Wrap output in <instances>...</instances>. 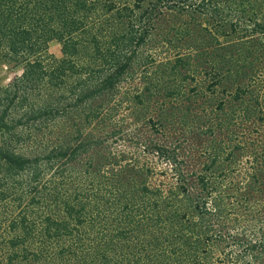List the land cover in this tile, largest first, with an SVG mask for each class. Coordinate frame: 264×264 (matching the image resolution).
I'll list each match as a JSON object with an SVG mask.
<instances>
[{"label": "trees", "instance_id": "obj_1", "mask_svg": "<svg viewBox=\"0 0 264 264\" xmlns=\"http://www.w3.org/2000/svg\"><path fill=\"white\" fill-rule=\"evenodd\" d=\"M0 58V264L264 262V0H0Z\"/></svg>", "mask_w": 264, "mask_h": 264}, {"label": "rangeland", "instance_id": "obj_2", "mask_svg": "<svg viewBox=\"0 0 264 264\" xmlns=\"http://www.w3.org/2000/svg\"><path fill=\"white\" fill-rule=\"evenodd\" d=\"M49 52L56 59L62 58V48L57 43H52L50 45ZM22 73L23 72L21 69L19 68L14 69L12 65H9L7 62H5L3 59L0 58V86L7 87L13 81V79H15L18 76H21ZM259 95L258 96L263 100L264 98V79H263V87L261 86ZM154 113H158V111L156 110V112ZM166 128L168 129L165 130L164 135L169 137V141L171 143H173L172 141L176 142L177 144L181 145L182 149H184L185 151L192 150V139L189 135L192 136L193 132H190L188 130L184 131L182 127H178V126L170 127L168 124ZM141 135H144L145 139H149V138L154 139V136H152V133L149 130H145L144 132L141 133ZM204 141H205V137H203L202 140L199 141L198 143L196 142L194 149H196L198 153L204 151L205 148L201 146L202 142ZM225 264H233V263L226 261ZM257 264H264V262L257 263Z\"/></svg>", "mask_w": 264, "mask_h": 264}]
</instances>
